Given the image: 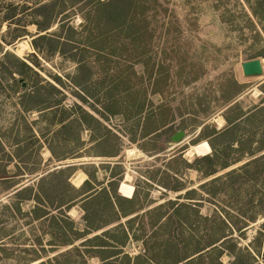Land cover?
Listing matches in <instances>:
<instances>
[{
    "label": "rangeland",
    "instance_id": "obj_1",
    "mask_svg": "<svg viewBox=\"0 0 264 264\" xmlns=\"http://www.w3.org/2000/svg\"><path fill=\"white\" fill-rule=\"evenodd\" d=\"M263 146L264 0H0V264H264Z\"/></svg>",
    "mask_w": 264,
    "mask_h": 264
},
{
    "label": "trees",
    "instance_id": "obj_2",
    "mask_svg": "<svg viewBox=\"0 0 264 264\" xmlns=\"http://www.w3.org/2000/svg\"><path fill=\"white\" fill-rule=\"evenodd\" d=\"M23 66H25L24 64H22ZM236 119H238V117L236 118ZM225 121H226V123L227 124H231L232 122H231V120H229V119H227V118H225ZM209 147H210V149H211V153L209 154V155H205V156H203V157H201L198 161H202V162H204V163H206L207 164V166H208V170H206L205 171V173H203V175L205 176V177H211V176H213V175H215L216 174V172L218 171V170H224V169H227V168H229L231 165H233V164H235V163H237V162H239L240 160L239 159H237V160H234V161H232V162H228L227 163V160H226V158H224V156H223V151H222V149L221 148H216L212 143H209ZM262 149H264V146H263V148ZM264 158V155L263 156H261V157H259V158H255V159H253V160H251V161H249V162H247V163H245V164H243L240 168H239V170H242V171H244V170H246L247 168H249L251 165H256L259 161H261L262 159ZM234 173H236L235 171H233L232 170V172L230 173V174H227V176H231L232 174H234ZM43 179H45L44 178V176L43 177H41L40 178V180L39 181H41V180H43ZM218 178H215V179H213L212 181H215V180H217ZM39 183V182H38ZM38 183L36 184V185H38ZM87 182L85 181L84 183H83V185H85ZM204 187V186H203ZM30 190V189H29ZM23 191H28V189L27 188H24V189H22L21 191H19V192H17L15 195H17V194H19V193H21V192H23ZM73 191H75V190H73ZM36 193H37V191L36 192H34L33 194L34 195H36ZM38 195L35 197H33V199L35 198V202L37 203V206L36 207H34V213H37L38 212V209H43V205H41V203L39 202V201H42L43 203H45V204H47V202L46 201H43V198L41 197V195H40V193L38 192L37 193ZM38 197V198H37ZM79 196L77 195V196H74L68 203H66V204H64V205H68L70 202H72L73 200H75L76 198H78ZM36 198H37V200H36ZM39 198H40V200H39ZM42 199V200H41ZM63 205V206H64ZM60 207H62V206H59L58 208H60ZM49 215V212L47 211V210H45V211H43V212H41V214L40 215H38L37 216V218L36 219H38V220H40V219H44V218H46L47 216ZM101 229V227L100 228H97L96 230H100ZM243 228H237V230H235L233 227H232V225L231 226H229V231H237V232H239L240 233V231L242 230ZM229 236H231V235H229ZM229 236H225V237H223V238H221L220 240H217V241H215L213 244H209V245H206V246H204V248H202V249H200L199 251H197V253L198 252H201V251H204V250H206V249H208V248H210V247H212V246H214V245H217L218 244V247L217 246H214L213 247V249H214V251L215 250H229V249H231V248H229V247H227V248H223V245H224V243H226V242H229V240L231 239V237H229ZM124 237L126 238L127 236H126V234H124ZM229 237V238H228ZM71 243H68V245H70ZM233 264H235V263H233Z\"/></svg>",
    "mask_w": 264,
    "mask_h": 264
},
{
    "label": "water",
    "instance_id": "obj_3",
    "mask_svg": "<svg viewBox=\"0 0 264 264\" xmlns=\"http://www.w3.org/2000/svg\"><path fill=\"white\" fill-rule=\"evenodd\" d=\"M241 71L243 76L245 77H255V76H260L262 74V64L261 61L258 59L252 60L245 62L241 65ZM22 84V88H24V84L22 81H20ZM183 132H177L171 137V141L173 143H178L182 141L183 139Z\"/></svg>",
    "mask_w": 264,
    "mask_h": 264
},
{
    "label": "bare ground",
    "instance_id": "obj_4",
    "mask_svg": "<svg viewBox=\"0 0 264 264\" xmlns=\"http://www.w3.org/2000/svg\"><path fill=\"white\" fill-rule=\"evenodd\" d=\"M218 123L221 124L222 123V120H218ZM131 154H132V152H131ZM131 157H132V155H131ZM82 182H83V176L82 177H79V178L77 177V179L74 180V185L76 187H79L82 184Z\"/></svg>",
    "mask_w": 264,
    "mask_h": 264
},
{
    "label": "crops",
    "instance_id": "obj_5",
    "mask_svg": "<svg viewBox=\"0 0 264 264\" xmlns=\"http://www.w3.org/2000/svg\"><path fill=\"white\" fill-rule=\"evenodd\" d=\"M23 187H25V186H23ZM23 187L22 188H17V189H15L13 191H15V193H17V192L21 191L22 189H24Z\"/></svg>",
    "mask_w": 264,
    "mask_h": 264
}]
</instances>
